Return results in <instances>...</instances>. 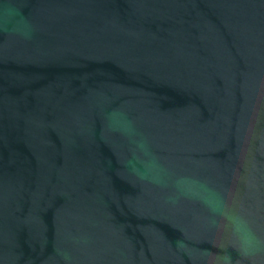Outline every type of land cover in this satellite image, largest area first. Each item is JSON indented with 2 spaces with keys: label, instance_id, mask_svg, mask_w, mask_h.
Listing matches in <instances>:
<instances>
[{
  "label": "water",
  "instance_id": "95a60500",
  "mask_svg": "<svg viewBox=\"0 0 264 264\" xmlns=\"http://www.w3.org/2000/svg\"><path fill=\"white\" fill-rule=\"evenodd\" d=\"M0 264H264V0H0Z\"/></svg>",
  "mask_w": 264,
  "mask_h": 264
}]
</instances>
